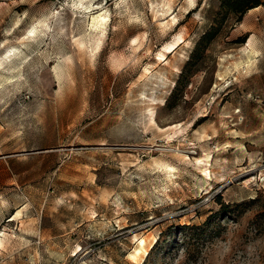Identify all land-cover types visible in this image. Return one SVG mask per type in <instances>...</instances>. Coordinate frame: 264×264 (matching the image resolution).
I'll return each instance as SVG.
<instances>
[{
  "label": "rangeland",
  "instance_id": "1",
  "mask_svg": "<svg viewBox=\"0 0 264 264\" xmlns=\"http://www.w3.org/2000/svg\"><path fill=\"white\" fill-rule=\"evenodd\" d=\"M222 13L0 0V264H264V5Z\"/></svg>",
  "mask_w": 264,
  "mask_h": 264
},
{
  "label": "trees",
  "instance_id": "2",
  "mask_svg": "<svg viewBox=\"0 0 264 264\" xmlns=\"http://www.w3.org/2000/svg\"><path fill=\"white\" fill-rule=\"evenodd\" d=\"M260 5H264L263 0H221V10L223 11L222 20H225L228 16L233 15L236 17V21L240 22L242 21L244 15L250 9L258 7ZM221 28L222 22L213 23L211 27L205 33H203L201 38L196 42L192 57H195L196 55H199L200 57L202 54H199V51L201 49L205 50L209 47V45L220 33ZM247 37L248 35L246 34L243 37L236 39L235 41L238 43H244L247 40ZM168 100L166 101V103L168 102ZM222 207L227 208V205L222 203Z\"/></svg>",
  "mask_w": 264,
  "mask_h": 264
},
{
  "label": "crops",
  "instance_id": "3",
  "mask_svg": "<svg viewBox=\"0 0 264 264\" xmlns=\"http://www.w3.org/2000/svg\"><path fill=\"white\" fill-rule=\"evenodd\" d=\"M262 5L258 6V7H255V8H252L248 11V13L245 14V16L243 18H246V21L249 20V17L251 15H255V17L257 18V20H259V14H258V11L260 10V7ZM243 20V19H242ZM244 21V23L246 22ZM245 32H247L248 34V37H247V40H246V46L248 47V44H250L255 38H256V31H254V29L252 28H247L245 30ZM248 51L250 50V52L252 53V55H258L259 53H261L260 51H262V48L260 49V47L258 48H253V47H248L247 48ZM255 51V52H254ZM257 61L259 60H262V57L256 59Z\"/></svg>",
  "mask_w": 264,
  "mask_h": 264
},
{
  "label": "bare ground",
  "instance_id": "4",
  "mask_svg": "<svg viewBox=\"0 0 264 264\" xmlns=\"http://www.w3.org/2000/svg\"><path fill=\"white\" fill-rule=\"evenodd\" d=\"M96 20L101 21V17L97 18ZM155 122V121H154Z\"/></svg>",
  "mask_w": 264,
  "mask_h": 264
}]
</instances>
